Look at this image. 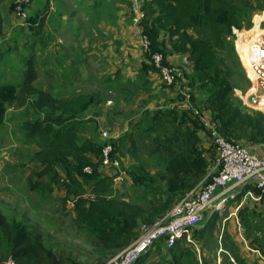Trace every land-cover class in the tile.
<instances>
[{
  "label": "trees",
  "instance_id": "obj_1",
  "mask_svg": "<svg viewBox=\"0 0 264 264\" xmlns=\"http://www.w3.org/2000/svg\"><path fill=\"white\" fill-rule=\"evenodd\" d=\"M140 3L145 12L141 26L149 38L150 46L143 52L145 61L138 72L136 83L128 82L132 83L133 90H149L147 84L150 81L146 75L149 71H159L151 60L152 53L161 52L164 64L168 63L166 59L168 52L185 54L193 63L195 78L206 91V109L209 115L207 119L211 121L210 123H213L227 140L236 141L235 138L245 137L251 146L264 142L261 112L251 111L252 114H249L231 99L232 85L226 75L220 72L215 57L216 50L225 47L226 37L232 35V27L241 28L243 15L236 1L140 0ZM36 19L37 16L28 17L32 23H35ZM37 20L40 25L41 17ZM28 62L20 84H0V126L5 120L7 104L16 103L23 107L28 105L32 109L34 118L24 124L23 128L27 131L28 137L38 138V149L33 158L44 166L39 176L50 174L53 166L60 164L66 169L69 178L72 172H77L85 179L88 184L86 190L94 197L77 198L74 206L76 218L103 249L115 254L126 247L138 235L141 224H150L161 218L185 192L199 187L200 183L209 179L208 172L214 152L212 149L209 157L202 143L200 131L209 130L202 120L204 113L197 108L198 114L195 113L191 106L182 111L168 108L163 110L157 107L149 116V123L145 126L144 122L141 123L142 130H157L153 143L166 153L163 173L160 174L163 186H160L144 205L130 204L122 197L114 198L109 193L112 188L111 175L109 173L101 175L98 172L103 144H97L87 138L82 140L79 134L82 130L80 115L90 105L100 101L97 92L79 93L64 99H56L49 91L34 85L36 70L32 61ZM184 80L182 71L178 81L181 83ZM190 83L193 85L192 81ZM164 85L169 88L176 84ZM189 99L191 104L195 102V96L191 92ZM143 120L144 117L141 121ZM119 139L117 137L111 140L113 146L111 155L121 160L115 148V143ZM88 152L99 155V160L91 162L85 156ZM86 165L91 166V173L83 171ZM133 174V171L127 170V177L132 175L133 183L142 184L146 188L156 182L154 176ZM77 182L80 183L78 180ZM29 188L52 191L49 184L39 180L30 183ZM241 211L239 214L245 228V236L250 237V232L264 235L261 227L253 225V219L256 217ZM214 223L210 225L213 227ZM203 227L202 229L207 228L205 225ZM7 228L5 237L9 244L5 250L7 256L5 261L11 260L15 264H62L45 246L37 230L29 228L21 220L9 222ZM195 230L194 233L197 232ZM194 233V240L199 238L205 240L207 237L203 230L199 232V236H195ZM262 237L264 236H253L252 242L259 246ZM189 245L184 239H179L173 246L166 248L164 241L159 239L135 264H143L161 247L167 254L179 258L183 257L184 249H190L194 251L196 261L202 264L197 257L196 249L190 248Z\"/></svg>",
  "mask_w": 264,
  "mask_h": 264
},
{
  "label": "rangeland",
  "instance_id": "obj_2",
  "mask_svg": "<svg viewBox=\"0 0 264 264\" xmlns=\"http://www.w3.org/2000/svg\"><path fill=\"white\" fill-rule=\"evenodd\" d=\"M235 1L243 15L241 28H249L253 24L264 22V0ZM171 54L173 53L168 52L167 56ZM175 54L185 55L182 53ZM215 57L219 63L220 72L226 75L232 85L231 99L242 110L248 111L249 114H252L251 111L261 112V119L264 123V108L258 109L246 106L245 98L247 95L251 97L253 93L250 90L253 86L247 76L245 64L237 48V42L232 35L226 37L225 47L216 50ZM177 62V66L184 73L185 80L181 83L178 81L176 85L168 88L159 79L160 91H158V95H153L154 99L151 97L153 102L151 100L150 104H147V102L140 103V108L136 110L137 112L140 111L141 120L144 117L142 121L144 126L149 123V116L157 107H161L163 110L168 108L182 111L188 108L184 105L185 101H187L189 107L197 108L200 112H203L205 120L211 122L207 119L209 115L206 109V91L195 78L192 61L185 56ZM191 81L193 85H190ZM130 85L133 87L132 83ZM133 91V89L128 90L130 93ZM190 92L195 96L193 104L189 99ZM96 95L100 98V101L90 105L80 115L82 130L79 134L82 140L87 138L97 144H103L105 140L100 135L99 125L92 124L93 122H90V120H93L92 116L100 115L109 106H115V100L112 104H107L111 93L104 86L98 88ZM33 118L32 109L28 105L24 106L21 111L15 114L13 119L10 116L13 125L11 123H9L11 125L7 124V127L10 126V128L0 137V259L5 260L7 257L5 256V250L9 244L8 239L5 237V232L8 231L7 224L13 220H21L29 228H33L41 234L45 246L51 251L54 258L60 260L62 264L103 263L113 254L97 244L95 238L76 218L75 208H71L67 204L70 197L84 198L88 184L77 172H72L71 178H69L66 169L60 164H55L50 174L39 176V172L44 166L33 158L38 149V138L28 137L27 131L23 128V125ZM90 125L91 127L94 125V130H84V127ZM156 131L126 130L122 132L119 141L117 140L115 143L116 152L119 157L123 158L128 171H133V175L136 176H138V173L154 176L156 182L146 188L142 184L133 183L132 175H128L127 180L120 186L117 188L112 187L109 190L114 198L122 197L130 204L144 205V202L151 199L155 195V191L163 186L160 174L163 173L167 156L162 149L153 143V137L157 134ZM200 132L202 142L210 157L214 146L213 140L209 130ZM235 139L237 142L250 145L245 137ZM258 144L264 146V142L257 143L256 146ZM85 156L91 162L99 160V155L92 152L86 153ZM37 180L49 184L51 192L56 195L47 191L31 190L29 184ZM203 183H200V185ZM225 217H227L226 214L217 215L213 227L209 222L208 227L204 230V235L207 237L202 241V248L209 246V249L214 248L216 236L219 232L218 226L221 225L222 227ZM233 224V220L227 222V233L233 232ZM253 225L264 230V224L261 223L260 218L253 219ZM262 234L259 233L258 236H264ZM250 235L253 237L257 234L250 232ZM261 241H264V237ZM189 247L195 249L191 244ZM196 260L194 251L190 249L183 250L182 258L167 254L165 250H159L152 257H148L143 264H199Z\"/></svg>",
  "mask_w": 264,
  "mask_h": 264
},
{
  "label": "crops",
  "instance_id": "obj_3",
  "mask_svg": "<svg viewBox=\"0 0 264 264\" xmlns=\"http://www.w3.org/2000/svg\"><path fill=\"white\" fill-rule=\"evenodd\" d=\"M130 7L126 0H33L27 11L29 16L41 17L38 25L37 19L35 23L25 24L17 18L12 12V0H0V84H20L22 73L31 60L36 70L34 85L49 91L56 99L97 92L101 86L108 88L115 106H109L90 120L99 125V130H111L114 139L120 138L126 130H142L141 113L136 110L140 103L153 102V95L160 91V80L157 72L149 71L146 75L150 81L147 84L149 90L128 92L133 89L128 82L136 83L145 61L139 48V28L130 21ZM185 56L173 53L166 59L169 64L177 65V61ZM184 105L189 108L187 101ZM7 106L0 137L10 128L7 124L13 125L10 116L13 119L23 108L14 103ZM93 126H87L85 130H94ZM98 172L105 175L109 169L99 165ZM241 210L260 218L264 224L257 203L248 201L236 214H233L234 204L230 203L224 211L227 217L222 227L218 226L214 248H202L204 239H195L197 257L202 264H264V241L259 242L262 250L252 242V235L245 236ZM216 216L204 217L196 227L195 236L206 230L202 229L204 225L208 227L209 222H215ZM229 220L234 222L232 233H227L226 229ZM160 250H164L163 247ZM154 254L156 251L149 257ZM0 264L15 263L0 259Z\"/></svg>",
  "mask_w": 264,
  "mask_h": 264
},
{
  "label": "built area",
  "instance_id": "obj_4",
  "mask_svg": "<svg viewBox=\"0 0 264 264\" xmlns=\"http://www.w3.org/2000/svg\"><path fill=\"white\" fill-rule=\"evenodd\" d=\"M51 1V0H50ZM131 4V23L139 28V48L142 52L149 49L150 41L143 32L141 22L145 12L140 0H126ZM32 0H13V13L25 24L29 23L27 6ZM231 34L237 42L238 51L245 64L247 76L252 83L253 94L245 98L249 108H264V22L253 24L249 28L233 26ZM151 60L158 68L161 82L166 85L177 84L182 71L180 67L163 63L161 52H154ZM249 91V92H250ZM252 99V100H251ZM107 104H112L108 100ZM198 114V110L193 108ZM213 140L214 155L209 168V179L199 187L187 192L161 218L150 224H141L138 235L124 248L111 255L100 264H135L146 254L152 245L162 239L166 248L173 246L177 240L184 239L197 250L193 233L202 219L207 215L224 214L226 207L234 204L233 214L248 201L257 203L264 216V146H251L237 141L227 140L219 133L213 123L202 117ZM105 140L100 151V164L108 167L112 187L117 188L127 178V170L118 157L112 156L111 130L101 129ZM263 147V148H261ZM85 173H91L89 165L83 167ZM86 197L93 198L87 192ZM77 198L70 197L67 204L73 208ZM242 240L245 241L243 236ZM198 251V250H197Z\"/></svg>",
  "mask_w": 264,
  "mask_h": 264
},
{
  "label": "water",
  "instance_id": "obj_5",
  "mask_svg": "<svg viewBox=\"0 0 264 264\" xmlns=\"http://www.w3.org/2000/svg\"><path fill=\"white\" fill-rule=\"evenodd\" d=\"M252 100V99H251ZM8 105V104H7Z\"/></svg>",
  "mask_w": 264,
  "mask_h": 264
}]
</instances>
